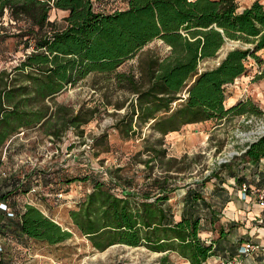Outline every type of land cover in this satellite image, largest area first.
I'll list each match as a JSON object with an SVG mask.
<instances>
[{
    "label": "trees",
    "instance_id": "1",
    "mask_svg": "<svg viewBox=\"0 0 264 264\" xmlns=\"http://www.w3.org/2000/svg\"><path fill=\"white\" fill-rule=\"evenodd\" d=\"M99 2L0 0V39L15 38L23 50L16 64L0 70V148L19 131L36 125L54 138L69 129L82 136L83 125L95 119L99 105L123 109L114 111L111 125L122 139L141 138L140 146L125 163L65 179L67 184L78 180L90 185L76 208L69 210L73 223L100 250L115 243L143 245L164 252L157 264H176L168 256L171 251L190 264H203L225 251L223 229L209 242L199 235L205 223L212 225L218 219L227 200L222 171L240 184L264 186L252 185L246 175L237 176L234 160L216 164L202 179L177 183L174 178L185 170L182 162L188 155H168L165 136L188 123H217L234 114L264 119V107L249 97L226 105V86L246 73L247 58L261 60L257 51L264 48V3L252 0L239 10L236 0H123V6L111 7H99ZM52 11L63 15L50 18ZM154 39L169 50L159 54L143 49ZM226 41L240 44L228 48L215 64L202 66L217 57ZM132 58L135 62L123 68ZM87 77L93 88L103 90L102 102L81 101L72 109L55 100L68 85ZM100 78L106 83L99 84ZM110 145L103 130L92 136L89 148L98 156ZM238 157L244 168L255 171L259 185L264 184V132L248 142ZM140 163L141 182L137 174L127 173ZM156 167L161 168L159 173L154 172ZM41 175L48 186L52 184L51 172L45 169L31 167L21 175L17 170L0 175L1 185L7 187L0 192V201L14 212L9 216L0 208V230L16 242L34 238L56 243L71 236L36 205H17L15 196L30 192L33 179ZM211 178L213 193L220 197L212 201L201 192ZM57 188L58 194L66 191ZM179 189L183 208L175 218L169 199ZM245 238H238V246ZM6 262L3 258L0 264Z\"/></svg>",
    "mask_w": 264,
    "mask_h": 264
},
{
    "label": "rangeland",
    "instance_id": "2",
    "mask_svg": "<svg viewBox=\"0 0 264 264\" xmlns=\"http://www.w3.org/2000/svg\"><path fill=\"white\" fill-rule=\"evenodd\" d=\"M238 9L249 5L252 0H236ZM264 3V0H261ZM123 0H100L99 7L123 6ZM63 15L62 11H52L50 18ZM5 25L10 29L8 17H4ZM5 31V29H1ZM240 44L237 41H226L219 49L217 57L202 62V66H211L221 58L226 50L234 45ZM143 49H151L156 53L165 54L169 46L160 39H154L147 43ZM23 50L17 44L15 38L0 39V70L4 67L10 69L17 63ZM261 60L248 57L246 60L247 71L232 83L226 86V105L236 102L240 98H251L261 107H264V48L257 51ZM135 62V58L129 59L123 64L126 68ZM99 84L106 82L100 78ZM93 82L87 77L75 85H68L55 96V100L69 105L72 109L78 107L81 101L94 103L102 102L105 98L101 91L92 86ZM104 89V88H103ZM110 91H107V94ZM114 101L117 94H112ZM109 96V97H111ZM51 103V101H49ZM121 113L123 109H114L108 105L106 109L99 105L95 112V119L83 125L84 132L80 136L74 129H69L60 138L49 136L43 127L36 125L28 129H23L15 134L3 148H0V175L9 174L17 170L21 175L24 171L33 169H45L51 172L53 177L52 184L47 185L43 175L33 179V187L30 191V199L34 205L52 217L63 228L71 231V236L66 240L49 243L44 240L34 238L25 239L24 242H16L17 247L8 245L6 264H157L164 252L149 250L143 245L131 246L115 243L100 250L94 247L80 230L73 223L69 210L76 208L77 200L85 196L89 191L90 185L87 181L71 180L68 184L65 179H73L74 176L85 172L103 170L105 167H112L117 162L125 163L128 157L135 152L141 142L138 139H122L111 125L115 114ZM108 132L110 150L103 151L98 156L92 155L89 143L92 136L102 132ZM264 132V119L255 115L234 114L226 119L217 122L205 120L200 122L188 123L179 130L171 132L165 136V145L168 155L180 157L182 154L188 156L182 162L186 165L183 172L175 177L177 183L191 182L202 179L209 174L212 168L222 162L233 161V168L237 176H245L252 185H259L254 176V170L241 164L238 156L245 150L247 143L255 139L260 133ZM9 145V148L6 147ZM220 147V150L216 148ZM237 156V157H236ZM194 157V158H193ZM193 158V159H192ZM134 168L138 170L135 171ZM143 165L140 163L136 167H130L127 173L137 174L139 182L142 181ZM160 167H156L154 172L159 173ZM20 170V171H19ZM37 172V171H36ZM98 173V172H97ZM99 174V173H98ZM225 177L222 187L231 192L234 197H241V202L250 205L251 201H257L253 193L245 198L240 192V183L234 176L229 175L226 170L222 171ZM62 177V179H58ZM213 178L206 181L201 188L202 194L211 201L217 200V193H213L215 184ZM63 186L66 191L60 192L57 187ZM181 189L171 193L169 203L174 212L178 210V200L181 199ZM58 194V195H57ZM251 196V197H250ZM220 212V210H219ZM218 212V213H219ZM211 225L205 223L199 235L205 242L215 240L219 237L221 229H230V238L225 239V251L217 252L210 256L203 264H217L221 257L234 255L233 251L238 238L241 237L248 221L246 214L239 215L237 218L222 221V217ZM236 223V224H235ZM224 225V226H223ZM203 230H209L204 234ZM225 231V230H224ZM221 239H224L221 238ZM233 240V241H232ZM169 258L176 264H190L188 260L178 255L176 252H168ZM14 259V261H12ZM246 264L259 263L258 259H250Z\"/></svg>",
    "mask_w": 264,
    "mask_h": 264
},
{
    "label": "built area",
    "instance_id": "3",
    "mask_svg": "<svg viewBox=\"0 0 264 264\" xmlns=\"http://www.w3.org/2000/svg\"><path fill=\"white\" fill-rule=\"evenodd\" d=\"M261 163L264 164V157L261 159ZM239 188L244 198L254 192L260 211L263 213V217L257 218V223L258 225L264 226V187L256 188L243 182L240 184ZM0 208L7 210L9 216H14V212L9 209L6 202L0 201ZM8 245H10V247H17L12 237L3 234L0 230V261L3 258L6 259ZM250 259H258L259 263H264V242L257 241L249 236L241 240L237 252L234 255L221 257L217 264H246ZM12 261H14V259Z\"/></svg>",
    "mask_w": 264,
    "mask_h": 264
},
{
    "label": "crops",
    "instance_id": "4",
    "mask_svg": "<svg viewBox=\"0 0 264 264\" xmlns=\"http://www.w3.org/2000/svg\"><path fill=\"white\" fill-rule=\"evenodd\" d=\"M123 4V2H122ZM7 187L5 185H1L0 181V192L5 191ZM30 194L31 192H25V193H19L15 196V200L17 201V205L20 207H23L25 203H32L30 199ZM225 196L227 200L222 204L221 210L219 215L222 217V221H226L232 219V218H237L239 215L246 214V217L248 216V222L249 224L246 225L245 231L243 234L247 237H251L257 241H262L264 242V226L258 225L257 223V218L263 217V213L260 211V207L258 205V202L251 201L250 205H247L244 201L241 202V197H234L231 195L230 191L225 192ZM249 196V195H248ZM251 197V196H250ZM207 199V198H206ZM208 200V199H207ZM33 204V203H32ZM183 208V201L181 199L178 200V210L175 212V218H179L181 215V211ZM42 211V209H40ZM43 212V211H42ZM236 224V223H235ZM224 226V225H223ZM225 230V235L227 238H230V229L226 228L223 229ZM209 231V230H208ZM207 230H203V233L206 235L208 234ZM233 241V240H232ZM238 242L235 246V251L238 249ZM225 257V256H224Z\"/></svg>",
    "mask_w": 264,
    "mask_h": 264
},
{
    "label": "water",
    "instance_id": "5",
    "mask_svg": "<svg viewBox=\"0 0 264 264\" xmlns=\"http://www.w3.org/2000/svg\"><path fill=\"white\" fill-rule=\"evenodd\" d=\"M254 140V139H253ZM124 193H128V190H124Z\"/></svg>",
    "mask_w": 264,
    "mask_h": 264
}]
</instances>
